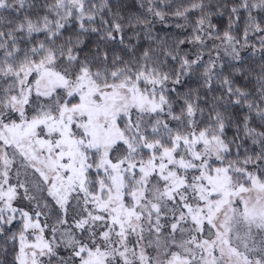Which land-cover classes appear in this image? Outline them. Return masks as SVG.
Listing matches in <instances>:
<instances>
[{"label":"snow or ice","instance_id":"1","mask_svg":"<svg viewBox=\"0 0 264 264\" xmlns=\"http://www.w3.org/2000/svg\"><path fill=\"white\" fill-rule=\"evenodd\" d=\"M0 264H264V0H0Z\"/></svg>","mask_w":264,"mask_h":264}]
</instances>
